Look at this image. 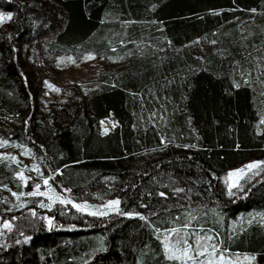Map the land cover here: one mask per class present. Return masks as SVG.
<instances>
[{
	"label": "trees",
	"instance_id": "16d2710c",
	"mask_svg": "<svg viewBox=\"0 0 264 264\" xmlns=\"http://www.w3.org/2000/svg\"><path fill=\"white\" fill-rule=\"evenodd\" d=\"M0 10L10 14L0 138L30 147L73 198L121 201L103 215L13 210L0 264H181L165 245L173 230L264 264V173L235 195L222 180L264 160V0H0ZM42 52L110 65L68 106L42 108L29 70ZM14 167L0 164V185L18 184Z\"/></svg>",
	"mask_w": 264,
	"mask_h": 264
},
{
	"label": "rangeland",
	"instance_id": "374dc122",
	"mask_svg": "<svg viewBox=\"0 0 264 264\" xmlns=\"http://www.w3.org/2000/svg\"><path fill=\"white\" fill-rule=\"evenodd\" d=\"M10 14L0 10V21H5ZM33 59V58H31ZM31 63V61H27ZM34 63V64H33ZM110 63L88 55L82 60L73 56L53 57L42 52L35 56L29 70L39 77L44 85L43 94L40 97L42 108H47L49 102H57L60 105L68 106L74 99L73 93H83L100 78V73L109 67ZM79 93V94H80ZM76 95V94H75ZM113 117L102 121V128L105 131L111 130L116 125ZM9 161L15 167L12 176L18 184L12 187L0 185V247H3L5 230L8 228V214L21 206H32L34 211L42 214H51L58 207L59 212L68 211L67 206H72L76 211L90 214H109L119 211L121 201L118 198H109L104 201L78 200L70 194L54 187L49 178H45L42 167L36 154L30 147L14 140L0 138V164ZM254 165V167H248ZM264 173V160L254 159L238 167L231 168L223 175L222 180L227 185L229 194L235 195L244 191L249 184ZM47 180V183L45 181ZM19 186L21 190H18ZM39 210V211H38ZM45 211V212H44ZM61 215H65L62 214ZM78 217L75 214L67 213L66 220ZM47 225L51 216L45 218ZM75 224V223H73ZM71 230V228L69 229ZM173 230L165 234V245L170 257L179 258L181 264H250L251 259L240 254H232L221 247L211 245L210 238H198L195 244L192 235L195 232ZM187 238L188 245L180 242Z\"/></svg>",
	"mask_w": 264,
	"mask_h": 264
},
{
	"label": "snow or ice",
	"instance_id": "6c2138e0",
	"mask_svg": "<svg viewBox=\"0 0 264 264\" xmlns=\"http://www.w3.org/2000/svg\"><path fill=\"white\" fill-rule=\"evenodd\" d=\"M248 167H254V165H249ZM45 183H47V180L45 181ZM161 195H163V194H161Z\"/></svg>",
	"mask_w": 264,
	"mask_h": 264
},
{
	"label": "crops",
	"instance_id": "0c3cea01",
	"mask_svg": "<svg viewBox=\"0 0 264 264\" xmlns=\"http://www.w3.org/2000/svg\"><path fill=\"white\" fill-rule=\"evenodd\" d=\"M254 160V159H253ZM251 161V160H250ZM249 162V161H248ZM226 251V250H225ZM228 252V251H227ZM230 253V252H229ZM233 254V253H232ZM235 254H237V253H235Z\"/></svg>",
	"mask_w": 264,
	"mask_h": 264
}]
</instances>
